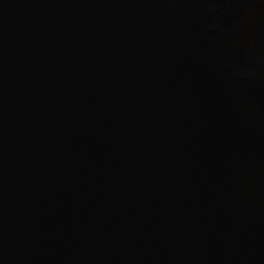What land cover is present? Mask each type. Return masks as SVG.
<instances>
[{
  "label": "water",
  "instance_id": "95a60500",
  "mask_svg": "<svg viewBox=\"0 0 264 264\" xmlns=\"http://www.w3.org/2000/svg\"><path fill=\"white\" fill-rule=\"evenodd\" d=\"M0 264H264V0H0Z\"/></svg>",
  "mask_w": 264,
  "mask_h": 264
}]
</instances>
